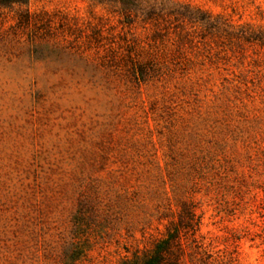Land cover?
<instances>
[{
  "label": "rangeland",
  "instance_id": "1",
  "mask_svg": "<svg viewBox=\"0 0 264 264\" xmlns=\"http://www.w3.org/2000/svg\"><path fill=\"white\" fill-rule=\"evenodd\" d=\"M159 1L217 27L187 25L178 48L173 18L121 24L92 0L0 7V264H118L182 202L203 246L264 264V0ZM23 10L35 27L17 24ZM92 28L107 40L86 50ZM133 56L154 65L144 82Z\"/></svg>",
  "mask_w": 264,
  "mask_h": 264
},
{
  "label": "trees",
  "instance_id": "2",
  "mask_svg": "<svg viewBox=\"0 0 264 264\" xmlns=\"http://www.w3.org/2000/svg\"><path fill=\"white\" fill-rule=\"evenodd\" d=\"M28 0H0V7L11 4H25ZM98 2L119 16V22L129 23L133 18H141L143 22H149L154 27H169L171 18L176 21L174 27H178V48L185 40L188 41L189 33L185 30L189 27L199 26L205 30L206 34L211 33L212 29L217 27L214 17L202 12L199 8H192L188 5L181 8L174 7L167 11L164 10L162 2L159 0H92ZM178 3L176 2V5ZM37 17L28 10L20 11L17 24L19 26H36ZM168 26L166 27V24ZM51 20L46 24L50 27ZM156 32H159L155 30ZM160 36V33L157 34ZM205 36L203 34L202 38ZM80 37V34L74 36V40ZM103 39L107 40L100 29H91V33L85 35L84 49L90 50L100 48L104 45ZM114 53V50H111ZM130 58V57H129ZM131 75L136 82H144L148 79L147 69L154 65L141 62L138 57L130 58ZM198 220L195 217L192 206L187 202H182L181 209L178 212L177 221H170L165 228V232L159 238H156L150 247L134 250L130 256L125 255L118 264H233V258L230 253L224 249H214L203 246L195 238ZM264 243V227L259 235ZM70 256L72 261L76 258ZM264 257V249L262 251Z\"/></svg>",
  "mask_w": 264,
  "mask_h": 264
}]
</instances>
